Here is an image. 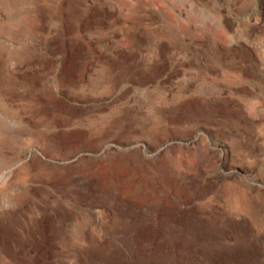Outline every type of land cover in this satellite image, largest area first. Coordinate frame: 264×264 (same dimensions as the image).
Listing matches in <instances>:
<instances>
[{"label": "rangeland", "instance_id": "1", "mask_svg": "<svg viewBox=\"0 0 264 264\" xmlns=\"http://www.w3.org/2000/svg\"><path fill=\"white\" fill-rule=\"evenodd\" d=\"M0 264H264V0H0Z\"/></svg>", "mask_w": 264, "mask_h": 264}]
</instances>
